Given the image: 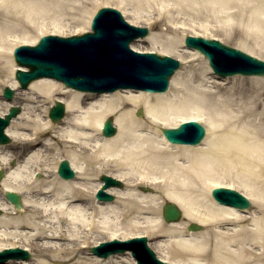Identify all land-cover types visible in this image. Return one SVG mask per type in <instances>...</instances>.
I'll list each match as a JSON object with an SVG mask.
<instances>
[{
	"label": "bare ground",
	"instance_id": "bare-ground-1",
	"mask_svg": "<svg viewBox=\"0 0 264 264\" xmlns=\"http://www.w3.org/2000/svg\"><path fill=\"white\" fill-rule=\"evenodd\" d=\"M203 1L232 5L249 11L253 20L264 21V0ZM39 7L40 0H0V81L16 91L11 103L22 108L5 130L19 153H4L5 146L0 145V170L4 172L0 180V231L15 230L0 232V251L30 246L43 258L33 264H135L130 252L107 258L88 256V252L103 238L125 240L147 234L169 237L151 242L153 249L182 255L195 244L193 241L200 242L193 238L197 232L181 234L187 223L194 222L207 227L204 235L213 241L217 264H264V189L262 194L251 189L243 193L252 210L219 205L203 196L208 184L233 169L248 171L254 165L257 173L264 175L263 77H251L247 82L235 78L228 86L213 82L209 88L203 73L192 68L182 78H177V70L162 93L131 88L95 95L69 90L48 78L18 90L12 77L1 79L7 71L5 35L18 23L30 20ZM145 37L149 42L160 41L170 53L182 47L173 36L156 38L149 33ZM179 52L183 62H192L188 53L206 60L195 51ZM207 67L210 69L208 63ZM53 101L65 106V116L58 123H52L47 114ZM8 107L0 101V115ZM139 107L142 118L135 117ZM107 116L114 118L117 132L105 138L101 125ZM177 119L203 121V142L194 146L169 144L161 128L176 127ZM51 156H56L58 163L68 160L74 178L58 177L56 163L49 169L46 162ZM18 158L21 161H16ZM11 160L16 161L13 166H9ZM102 173L126 185L105 190L114 196L112 202L95 198L102 181H93ZM138 184L159 189L160 196L127 188ZM5 192L21 197L20 209L4 197ZM159 198L175 203L184 221L162 225ZM144 213L155 218L142 217ZM22 229L29 232H17ZM5 239L12 242L5 244ZM160 259L168 262L165 256ZM29 262L12 260L6 264Z\"/></svg>",
	"mask_w": 264,
	"mask_h": 264
},
{
	"label": "water",
	"instance_id": "water-1",
	"mask_svg": "<svg viewBox=\"0 0 264 264\" xmlns=\"http://www.w3.org/2000/svg\"><path fill=\"white\" fill-rule=\"evenodd\" d=\"M90 27L94 33L68 38L42 37L35 47L20 46L15 49L14 62L18 66L29 68L27 72L21 70L15 72V78L21 87L25 88L30 80L39 77H53L63 81L69 88L96 93L131 87L149 92H164L167 89L168 78L179 67V62L168 56L139 54L129 48L130 42L148 33L146 28L129 25L121 13L113 8L100 9ZM184 43L187 47H193L202 53L208 59L213 72L220 77L235 74L264 76V60H259L216 39L187 36ZM2 93L8 100L13 96V91L9 87H5ZM18 113L19 107L12 106L4 118H0V144L10 142L3 130L9 124V120ZM63 114L64 105L61 101H56L55 106L49 111L51 121L59 120ZM136 114L140 116L141 109H138ZM115 132L112 119L108 118L103 123L102 135L109 137ZM161 133L172 144L196 145L203 138L205 129L198 122L189 121L181 123L177 128H161ZM57 173L64 179L74 177L67 160L60 162ZM2 174L0 171V179ZM100 180L105 183L103 186L105 189L109 186L122 187L119 180L107 175H102ZM139 189L145 192L152 191L145 186ZM102 190H98L96 198L112 201L113 196L105 194ZM4 195L16 209L21 208L20 197L16 193L5 192ZM212 195L219 203L239 209L250 207V202L245 196L231 189L218 187L213 189ZM161 208L165 222L180 220L181 211L174 203H165ZM202 228L201 225L191 223L187 230L199 231ZM146 241V237L124 241L114 239L101 243L98 247H92L91 253L106 258L110 254L130 250L137 264H169L156 258L154 252L146 245ZM28 255L27 251L17 247L7 249L0 252V264H4L9 258L28 259Z\"/></svg>",
	"mask_w": 264,
	"mask_h": 264
},
{
	"label": "rangeland",
	"instance_id": "rangeland-1",
	"mask_svg": "<svg viewBox=\"0 0 264 264\" xmlns=\"http://www.w3.org/2000/svg\"><path fill=\"white\" fill-rule=\"evenodd\" d=\"M40 6L41 7L38 8L37 13L30 19L31 21L28 20L27 22L18 23L16 27L9 29V34L5 35L6 41L4 42L6 43L4 44V54L8 58L7 61H5L7 71L1 76V79L6 80L10 77L13 78L15 63L12 58V50L14 47H17L20 44L34 43L37 39H39V37L47 34H57L61 36H69L74 33L80 34L89 29L88 26L91 16L97 9L104 6L118 9L122 13L125 20L131 22L132 25L147 27L149 29V33L154 35L156 38L163 35L168 37L173 36L182 45V47H178L177 50L170 53V51L160 44V41L155 43L149 42L145 40V37L137 39L131 43L130 46H134V48L138 51L155 52L160 55H168L174 59H179V50L185 49L193 51L185 48L183 45L182 42L184 37L186 35H200L203 37L217 38L229 46L236 47L264 59V21H255L250 16L249 11L239 10L237 7L232 5L219 6L218 4L208 3L203 0H40ZM29 24L32 26L29 27ZM168 28H170V31ZM188 54L191 56L190 59L193 60L192 62H188L187 60L186 62H183L180 60L181 67L176 73V75L178 74L177 78L184 77L192 68H195L203 73L208 80L207 83L209 88H212L211 86L213 82L228 86L236 80L235 78H239L242 82H247L246 80L251 78L245 76H232L219 79L207 67L206 60L205 62H202V59L197 58V56L192 53ZM260 79H262V82L264 83V78ZM4 86L6 85L0 81V92ZM0 101L7 103V101L2 98L1 93ZM53 104L54 101L51 105ZM142 117L143 115L141 118ZM180 122L181 121L178 119L175 120L176 124ZM198 122L206 128V124H204L203 121ZM3 146H5L4 153L11 155L19 153L18 146L13 144L12 141L11 143ZM16 161L19 162L21 159L18 158ZM16 161L11 160L9 162V166H11L10 164L12 162L15 163ZM57 161L58 159L56 156H51L46 162L47 167L50 169L55 165V163L58 165ZM251 166L252 168L248 171L233 169L228 174H222L221 177L217 179V182L208 184L209 186L203 190V196H205V199L208 200L211 198L209 195L210 191L216 185L230 187L242 194L246 191L248 193L249 189L256 191L258 194H262L260 192L264 189V175H259L257 173V168L254 165ZM98 176L94 179V183L99 181ZM141 185L146 184H138L132 187L128 186L127 188H134L135 191L142 192L137 189ZM147 186L150 187L149 185H146V187ZM125 187L126 185L124 184L123 188ZM153 189H155V194L160 196L159 189ZM262 195L264 196V194ZM1 197L0 192V198ZM158 202L160 205L158 207V216L161 219V224L166 225L167 223H165L161 218L160 207L164 203L168 202V200L159 198ZM252 209L253 206H251L249 210ZM141 216L150 219L155 218V215L150 213H144ZM142 217L139 218L140 221L144 220ZM181 221H184V218H182ZM180 226L181 225H178V227ZM206 228L207 227L205 226V230L202 232L194 233V240H200V242L193 241L195 244L190 249L182 252V255H173L172 253L167 252L163 253L152 248L150 243L154 240H168L167 238L169 237L163 235L149 237L147 234L144 235L147 237L146 240L149 248L155 252L157 257L160 258L161 256H165L168 262L171 261V263L174 264H217L213 241L211 237L208 239L204 235ZM0 232L12 233L15 232V230L6 229ZM17 232H23L26 234V232L29 231L27 229H22L17 230ZM187 233L186 227L183 228L181 234L186 235ZM202 239H206V241H203ZM108 240L110 239L103 238L101 241ZM3 242L8 244L11 243L12 240L5 239ZM258 248L259 247H257V249L255 248V251H257ZM26 250L30 253V262L28 264L36 263L41 259L43 260V258L39 256V253H37V251L32 247L26 246ZM89 252L88 256L91 254ZM125 257L126 256L121 258L123 259ZM131 258L133 259L132 256Z\"/></svg>",
	"mask_w": 264,
	"mask_h": 264
}]
</instances>
